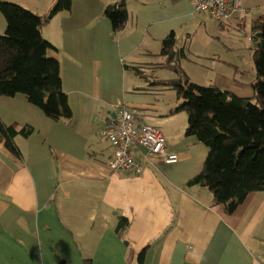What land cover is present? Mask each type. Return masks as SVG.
Instances as JSON below:
<instances>
[{
    "label": "crops",
    "instance_id": "crops-1",
    "mask_svg": "<svg viewBox=\"0 0 264 264\" xmlns=\"http://www.w3.org/2000/svg\"><path fill=\"white\" fill-rule=\"evenodd\" d=\"M6 1L43 17L55 2ZM118 1L71 0L41 24L69 118L47 116L23 93L0 94V121L15 128L17 149L0 140V264H138L144 247L141 264H264V190L228 212L207 186L190 182L208 147L186 135L180 98L161 82L177 77L175 63L196 83L251 95L256 74L252 62L242 65L233 37L253 50L264 0H243L247 15L223 21L189 0H122L128 18L114 29L104 10ZM5 29L0 11V34ZM168 35L171 57L162 51ZM115 101L158 127L180 158L149 162L137 148L141 173L110 170L102 128ZM120 216L128 225L118 234Z\"/></svg>",
    "mask_w": 264,
    "mask_h": 264
},
{
    "label": "trees",
    "instance_id": "trees-1",
    "mask_svg": "<svg viewBox=\"0 0 264 264\" xmlns=\"http://www.w3.org/2000/svg\"><path fill=\"white\" fill-rule=\"evenodd\" d=\"M70 4L71 0H55L43 17L15 2L0 0L6 19V29L0 34V94L23 93L52 118H69L71 110L61 87L59 63L46 54L50 43L42 37L40 27ZM104 14L114 29H120L128 18L122 0L109 4ZM252 31L256 75L250 81L251 95L196 83L175 63L171 67L177 77L161 81L180 98L175 111L187 115L186 135H195L208 147L200 172L190 182L207 186L228 212L250 192L264 190V15L255 20ZM174 46L173 36L168 35L162 43L163 54L171 57ZM15 131L0 121V140L12 152H17L11 138ZM21 131L27 132L25 128ZM127 225V218L120 216L116 232L122 233ZM145 250L137 253L138 264L143 262Z\"/></svg>",
    "mask_w": 264,
    "mask_h": 264
},
{
    "label": "built area",
    "instance_id": "built-area-1",
    "mask_svg": "<svg viewBox=\"0 0 264 264\" xmlns=\"http://www.w3.org/2000/svg\"><path fill=\"white\" fill-rule=\"evenodd\" d=\"M196 11H206L216 21L242 18L248 10L243 0H189ZM115 115L109 117L102 128L112 146L107 161L112 171L141 173L142 164L132 153L139 149L149 162H175L180 154L166 146L161 130L144 121L136 120L133 112L121 101L113 102Z\"/></svg>",
    "mask_w": 264,
    "mask_h": 264
},
{
    "label": "rangeland",
    "instance_id": "rangeland-1",
    "mask_svg": "<svg viewBox=\"0 0 264 264\" xmlns=\"http://www.w3.org/2000/svg\"><path fill=\"white\" fill-rule=\"evenodd\" d=\"M239 32H244V31H239ZM236 40L237 38L233 37V47H236L237 45L240 46V50L238 51V53L242 55V63H243L242 65H244V68L246 70H249L251 68V67L249 68L250 62H252V66H253L254 73H255L254 59L252 57V50L242 48L240 42L237 43ZM244 45H245V42H244ZM234 58L235 59H233V66L239 65V57L234 56ZM168 92H172L174 94L176 91L174 89H168Z\"/></svg>",
    "mask_w": 264,
    "mask_h": 264
},
{
    "label": "water",
    "instance_id": "water-1",
    "mask_svg": "<svg viewBox=\"0 0 264 264\" xmlns=\"http://www.w3.org/2000/svg\"><path fill=\"white\" fill-rule=\"evenodd\" d=\"M257 35H260V33H257Z\"/></svg>",
    "mask_w": 264,
    "mask_h": 264
}]
</instances>
